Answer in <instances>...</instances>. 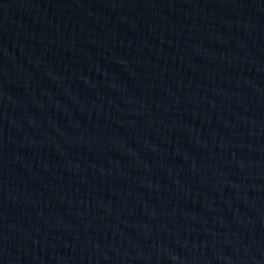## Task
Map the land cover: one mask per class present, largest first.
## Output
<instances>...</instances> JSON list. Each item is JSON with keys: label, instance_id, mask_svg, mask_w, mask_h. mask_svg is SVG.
<instances>
[{"label": "water", "instance_id": "obj_1", "mask_svg": "<svg viewBox=\"0 0 264 264\" xmlns=\"http://www.w3.org/2000/svg\"><path fill=\"white\" fill-rule=\"evenodd\" d=\"M264 201V0H0V264H145Z\"/></svg>", "mask_w": 264, "mask_h": 264}]
</instances>
